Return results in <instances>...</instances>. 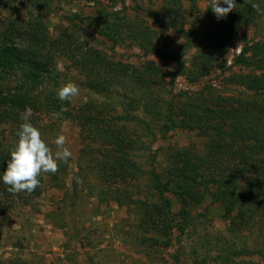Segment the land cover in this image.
I'll return each mask as SVG.
<instances>
[{"label":"trees","instance_id":"1","mask_svg":"<svg viewBox=\"0 0 264 264\" xmlns=\"http://www.w3.org/2000/svg\"><path fill=\"white\" fill-rule=\"evenodd\" d=\"M166 1L162 7L164 18L179 10L173 0ZM236 1V13L229 15L230 21L221 22L224 28L217 32V38L203 44L193 63L194 69L183 66L181 72L188 70L191 80L206 75L221 60L227 51V41L236 36L239 27L263 16L251 5L259 3L264 9V0ZM53 5L54 0H0V191L5 185L2 174L10 151L18 142L20 114L31 107L30 122L40 130L44 141L47 136L49 140L55 139L63 124L77 123L83 158L84 154L90 156L95 166L88 168L97 172L111 192H115L109 181L112 179L146 177L150 180L151 193L154 192L158 201L152 206V212L157 215L151 218L149 226L155 230L162 223L168 246L174 233L184 234L192 225L193 208L213 198L229 211L230 230H258L261 248L257 250L264 256V74L241 77L242 84L254 93L246 100L218 96L213 107H201L189 97V103L180 109L177 101H171L166 104L168 116L154 121V112L161 115L158 110H163L165 104L160 99L163 89L154 86V79L160 74L156 63L149 61L137 67L113 62L98 47H82L79 37L68 28L53 34L49 22L56 10ZM118 14L100 9L89 21L92 20L90 24L98 33L113 40L130 33V38L145 50L153 48L165 58L173 57L170 39L153 32L142 20L136 23L126 16L118 18ZM61 55L75 61L86 88L111 100L101 101L102 104L111 105L112 100L119 99L118 104L106 110L107 105H96L94 98L77 108L70 100L61 101L57 96L65 81L58 61ZM236 62L245 67L263 68L264 41L246 46ZM156 84L163 86L161 81ZM120 104L123 111L116 115L115 107ZM141 108L144 109L142 119L137 114ZM180 111L188 117H182ZM132 120L141 121L147 134L129 131L126 123ZM175 129L200 130L212 138L210 150L201 154L178 147L170 152L168 166L161 167L160 148L154 149L152 145L159 136L166 138ZM145 137L152 139L147 142ZM49 140L48 145L52 146ZM53 147L55 151L54 144ZM95 152H102L103 159L92 156ZM140 157L147 159L146 164L139 161ZM68 165L60 163L57 174H47L56 188L64 189L65 183L58 180L66 176ZM77 167L80 171L75 176L80 178L87 166L79 161ZM45 175L40 177V186L46 181ZM40 186L31 194L39 196ZM73 186L75 192L82 190L76 179ZM116 194L120 196V192ZM169 195L177 198L178 213L174 212L175 200ZM2 212L4 207L0 201V216ZM247 248L252 252L242 250L247 253L255 250L254 245ZM176 260L179 264L180 257L176 256ZM6 263L9 264L0 254V264Z\"/></svg>","mask_w":264,"mask_h":264},{"label":"rangeland","instance_id":"2","mask_svg":"<svg viewBox=\"0 0 264 264\" xmlns=\"http://www.w3.org/2000/svg\"><path fill=\"white\" fill-rule=\"evenodd\" d=\"M165 3L166 0H54L56 10L50 16V30L59 34L68 28L79 37L82 47H98L113 62L140 67L154 61L160 70L154 86L163 89L160 99L165 103H162L164 109L158 110L161 115L154 112V121L168 116L166 104L171 101H177L179 109L189 103V97L197 101L195 105L213 107L218 96L237 101L254 94L242 84L241 77L263 75L264 67H245L236 60L246 46L264 41V15L239 27L236 36L227 41V51L221 60L209 73L191 80L187 76L188 70L181 72L183 66L194 69L193 63L203 44L219 36L217 32L224 28L221 22L230 21L229 15L235 14L236 9L218 20L209 6L211 0H173L179 10L164 18L162 7ZM220 6L226 7L222 2ZM100 9L119 13L118 18L126 16L136 23L146 22L153 32L170 39L173 57L165 58L153 48L145 50L130 38L129 32L120 40L98 33L89 19L96 17ZM58 61L64 84L73 83L80 89L79 97L74 103L71 101L74 107L84 105L92 98L96 99V105H107L106 110L118 104L119 99L112 100L111 105L102 104L101 101L111 100L96 95L83 85L84 77L74 60L61 55ZM159 81L162 88L156 84ZM201 91L205 92L204 95ZM115 108L116 115L123 111L121 104ZM134 114L142 119L144 109ZM180 115L188 117L181 111ZM127 125L129 131L147 134L141 121H128ZM61 128L67 129L64 134L73 153L66 176L58 180L65 183L64 189L53 186L49 173L44 176L47 178L40 186L39 196L26 192L13 195L7 191V185H3L0 191L4 207L0 216V254L9 264H178L176 256L180 257L179 264H264V256L257 250L261 248L258 230H230L229 211L213 198L193 208L192 225L184 234L174 233L172 244L168 246L162 223L155 230L149 226L151 218L157 215L152 212V206L158 201L154 192L151 193L150 180L146 177L139 180L128 177L120 181L112 179L109 181L115 192H111L98 178L97 172L88 168L95 166L90 156L84 154L83 158L77 123L69 121ZM157 129L153 128L154 131ZM151 139L145 137L147 142ZM46 140L48 144V136ZM211 140L197 129H175L168 132L166 138L159 136L152 146L160 148L161 167H167L170 152L174 149L180 147L204 154L210 150ZM53 141L54 138H50L49 142ZM50 147L53 149V144ZM92 156L103 159L102 152H95ZM79 161L87 167L80 174L82 190L75 192L73 181L77 177L75 173L80 171L77 167ZM139 161L146 164L147 159L140 157ZM169 196L175 200L173 210L178 213L180 204L177 198ZM253 245V253L242 250Z\"/></svg>","mask_w":264,"mask_h":264},{"label":"clouds","instance_id":"3","mask_svg":"<svg viewBox=\"0 0 264 264\" xmlns=\"http://www.w3.org/2000/svg\"><path fill=\"white\" fill-rule=\"evenodd\" d=\"M221 2L226 7H221ZM217 19H224L229 13L236 9L235 0H211L209 5ZM208 6V7H209ZM252 8L264 15V9L259 3H252ZM80 95V89L73 83L62 84L57 91L61 101H72L73 103ZM33 115L31 107H26L20 114L22 123L17 131L18 142L10 151V159L7 162L6 171L2 174V181L7 185V191L13 195L26 192L31 194L40 186L42 174H57L60 163L69 164L73 156L67 146L69 141L64 134L67 129H61L52 142L55 151L44 141L40 130L30 122ZM76 183L83 181L76 177Z\"/></svg>","mask_w":264,"mask_h":264}]
</instances>
